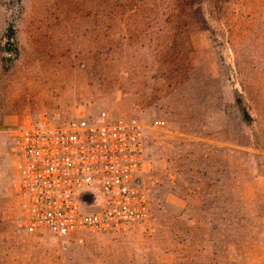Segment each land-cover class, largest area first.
<instances>
[{"label": "rangeland", "instance_id": "374dc122", "mask_svg": "<svg viewBox=\"0 0 264 264\" xmlns=\"http://www.w3.org/2000/svg\"><path fill=\"white\" fill-rule=\"evenodd\" d=\"M40 114L135 117L150 217L25 224L14 144ZM0 264H264V0H0Z\"/></svg>", "mask_w": 264, "mask_h": 264}, {"label": "built area", "instance_id": "2783aa9c", "mask_svg": "<svg viewBox=\"0 0 264 264\" xmlns=\"http://www.w3.org/2000/svg\"><path fill=\"white\" fill-rule=\"evenodd\" d=\"M10 180L23 221L57 235L99 231L150 217L141 182L144 141L135 117L40 114L16 134Z\"/></svg>", "mask_w": 264, "mask_h": 264}, {"label": "trees", "instance_id": "16d2710c", "mask_svg": "<svg viewBox=\"0 0 264 264\" xmlns=\"http://www.w3.org/2000/svg\"><path fill=\"white\" fill-rule=\"evenodd\" d=\"M12 30L9 28V32L6 33V47H4V50L6 51H12L13 52V56L15 57L16 56V53H17V48L15 46V44L13 43L12 41ZM236 103L240 109V113H241V116L242 118L247 121L249 120L250 116L247 112V110L244 108V106L241 105V100L239 99V97L236 98Z\"/></svg>", "mask_w": 264, "mask_h": 264}]
</instances>
